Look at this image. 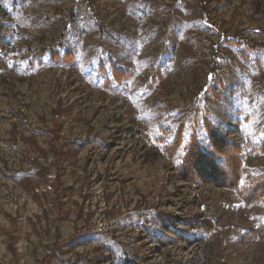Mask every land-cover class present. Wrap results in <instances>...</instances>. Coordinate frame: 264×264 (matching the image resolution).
<instances>
[{
  "label": "rangeland",
  "instance_id": "rangeland-1",
  "mask_svg": "<svg viewBox=\"0 0 264 264\" xmlns=\"http://www.w3.org/2000/svg\"><path fill=\"white\" fill-rule=\"evenodd\" d=\"M57 43L71 65L36 57ZM262 43L264 0H0V264H264V240L244 238L264 197L181 179L182 151L156 141L184 123L185 143L198 108L257 144ZM112 64L130 76L104 87ZM243 153L264 171V151Z\"/></svg>",
  "mask_w": 264,
  "mask_h": 264
},
{
  "label": "trees",
  "instance_id": "trees-1",
  "mask_svg": "<svg viewBox=\"0 0 264 264\" xmlns=\"http://www.w3.org/2000/svg\"><path fill=\"white\" fill-rule=\"evenodd\" d=\"M61 44L57 43L52 46H41L35 52L39 59L45 55L54 62L65 65H71L73 62V54L64 49L60 52ZM264 45V43H262ZM6 66L0 60V70H4ZM102 77L104 87H110L111 83L119 84L130 76L128 69L118 68L111 65L110 72L105 70L99 74ZM213 93V97L217 95ZM179 111H182L180 108ZM204 111L199 113L198 108L192 116V123L188 138L184 143V123H180L174 134L169 140L165 135L156 137L158 145L161 147L163 154L168 158L175 157L180 151L181 156L177 164L174 166L177 175L189 182L199 183L209 187H223L232 190L240 199L243 205L250 206L258 203L264 197V171H254L250 169L244 162V149H257L264 151V127L262 129V137L255 145L250 143L242 145L236 141L230 140L223 136L219 130L205 117ZM199 126L205 134L207 141V149L202 148L198 139ZM150 221L163 229L166 235H175V231L171 230L166 223V218L160 212H153ZM182 223L192 230L207 232L213 226L209 220L195 221L192 219L183 220ZM244 238H256L264 240V222L260 223L256 228L248 230L244 234ZM161 243L167 241L165 237L158 238ZM122 264H132L124 259Z\"/></svg>",
  "mask_w": 264,
  "mask_h": 264
}]
</instances>
